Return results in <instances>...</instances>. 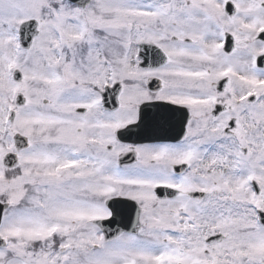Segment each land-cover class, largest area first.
<instances>
[{"label": "snow or ice", "instance_id": "snow-or-ice-1", "mask_svg": "<svg viewBox=\"0 0 264 264\" xmlns=\"http://www.w3.org/2000/svg\"><path fill=\"white\" fill-rule=\"evenodd\" d=\"M0 264H264V0H0Z\"/></svg>", "mask_w": 264, "mask_h": 264}]
</instances>
